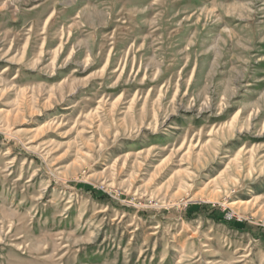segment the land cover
Instances as JSON below:
<instances>
[{
  "label": "rangeland",
  "instance_id": "1",
  "mask_svg": "<svg viewBox=\"0 0 264 264\" xmlns=\"http://www.w3.org/2000/svg\"><path fill=\"white\" fill-rule=\"evenodd\" d=\"M0 264H264V0H0Z\"/></svg>",
  "mask_w": 264,
  "mask_h": 264
}]
</instances>
